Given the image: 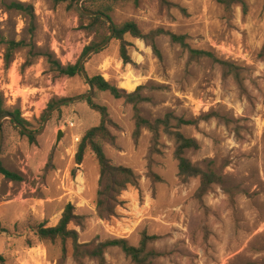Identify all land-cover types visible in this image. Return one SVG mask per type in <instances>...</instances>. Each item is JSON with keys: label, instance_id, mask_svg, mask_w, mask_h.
I'll use <instances>...</instances> for the list:
<instances>
[{"label": "rangeland", "instance_id": "1", "mask_svg": "<svg viewBox=\"0 0 264 264\" xmlns=\"http://www.w3.org/2000/svg\"><path fill=\"white\" fill-rule=\"evenodd\" d=\"M18 1L34 7L35 19L32 23L0 4V36L28 45L17 48L7 66L6 45L0 43V97L5 109L19 111L37 134L30 140L10 119L2 121L0 161L22 180L0 175V264H77L71 241L64 254L60 241H41L34 232L41 224L57 225L68 204L85 218L82 227L72 226L80 243L126 239L138 247L146 234L157 237L149 249L162 254L154 264H264V0H245L246 11L241 6L227 11L217 0H169L171 7L141 0L115 7L113 25L132 21L143 34L162 29L185 35L191 48L211 52L235 70L224 74L211 59L191 62L166 35L156 38L161 58L146 41L127 35L132 63L124 64L114 34L102 52L86 60L90 79L102 76L129 93L144 86L142 95L150 102L139 110L145 119L154 122L172 113L197 121L181 129L199 143L186 157L203 167L211 162L224 180L199 199L200 179L183 181L179 175L174 140L163 130L154 140L148 129L136 140L133 106L93 88V101L107 108L115 124L110 127L114 144H103L107 157L139 177L107 218L97 212L96 156L87 151L81 164L76 161V138L81 141L98 126L101 114L82 100L59 107L45 127L44 120L51 105L91 91L82 72L61 76L49 59L64 66L80 63L90 52L86 49L109 39L112 31L91 33L67 4ZM212 114L217 116L206 119ZM59 131L64 134L56 146ZM105 258L106 264H133L118 248L108 249Z\"/></svg>", "mask_w": 264, "mask_h": 264}, {"label": "trees", "instance_id": "2", "mask_svg": "<svg viewBox=\"0 0 264 264\" xmlns=\"http://www.w3.org/2000/svg\"><path fill=\"white\" fill-rule=\"evenodd\" d=\"M55 5L67 4L69 9H75L78 11L80 18L86 24V30L94 33L98 36L105 30L112 31V26L105 19H111V13L114 12L115 7L120 3H130L138 5L141 0H50ZM218 3L223 5L227 11H231L234 7L241 6L245 11L247 4L245 0H217ZM163 7L173 6L169 0H159ZM81 3L82 9L85 13L99 14L98 16H87L78 7ZM0 4L7 7L10 10L18 11L27 16L32 23L35 19V10L32 5L20 2L18 0H0ZM115 38L121 42L120 46V58L124 64H131L132 59L128 51L129 43L125 40L127 35H130L136 39H142L146 41L153 49L154 53L161 58L158 46L156 44V38L161 35H166L170 38L172 44L181 46L187 51L189 60L191 62H197L203 59H211L213 62L222 66L224 74L231 73L235 70L231 64L221 61L216 58L215 55L208 51L196 50L190 47L187 42L188 37L185 35H176L171 32L164 31L162 29L150 32L149 34H143L139 26L132 21L126 22L120 26H115ZM106 37H102L101 41L94 42L92 46L88 47L86 51L91 50L93 47H97L104 43ZM0 43L6 45L5 63L7 66L13 59L14 51L17 48H26L28 45L25 42L9 41L6 42L0 36ZM31 47V45H29ZM103 50H99L96 53H100ZM33 54V49L30 50V56ZM261 57L264 59V46L261 51ZM50 66L54 72H57L61 76L75 77L81 73L79 62L76 64L62 65L59 61L52 58L49 59ZM27 65H31L32 61H27ZM93 88L101 91L108 92L117 100L123 99L126 103L133 106L135 112V132L134 138L139 139L142 130L148 129L154 135V140H157L160 136L161 130L167 134L176 144V158L179 162V175L183 181H187L193 178L200 179V186L197 192L199 199H202L207 195L214 186H220L224 183L223 177L216 171L213 164L210 162L206 166L193 163L186 157V152L189 150H196L199 148V143L196 139L186 137L181 129L185 126H192L197 121L186 120L182 117H176L174 114H167L163 119H158L154 122L145 119L139 110V106L144 102H150L149 98L142 95L144 86H139L134 92L129 93L124 89L112 85L109 81L105 80L102 76H95L91 78ZM89 107L101 114V122L98 126L88 130L81 139L76 154L77 164L83 162L84 156L87 151H91L97 158L100 167V191L98 193L97 212L100 218H107L115 213L116 207L119 204V198L124 191L129 187H136L139 184V177L131 169L123 166H115L107 157L103 144H114L116 138L110 130L111 126H114L112 119L108 113L106 107L96 104L93 101V97L86 99ZM54 106L51 105L52 109ZM5 116H12L16 122L25 126L28 129L27 121L22 117L19 111L10 112L4 107L3 98L0 97V120ZM212 114L206 116V119L216 117ZM15 125L14 121L10 120ZM4 124H2L3 128ZM16 126V125H15ZM17 127V126H16ZM18 128V127H17ZM29 130V129H28ZM30 131V130H29ZM32 132V131H30ZM24 134L23 131H20ZM33 133V132H32ZM30 140H34L32 136ZM0 175L6 179L14 182L22 180V177L11 172L5 168L0 161ZM153 178L159 180V178L151 174ZM84 217L78 215L75 212V207L72 204H68L62 214V217L57 225L46 227L45 225H38L35 227V235L44 242H57L60 241L63 245L64 254L67 252L66 244L71 241L73 245V258L77 264H84V260H95L98 264H106L105 254L110 248L120 249L133 264H154V261L162 256L154 250H150V245L157 239V237H150L144 235L140 245L138 247L132 246L126 239H112L107 241H91L88 243L79 242V232L74 227H82L84 223ZM1 224V223H0Z\"/></svg>", "mask_w": 264, "mask_h": 264}, {"label": "water", "instance_id": "3", "mask_svg": "<svg viewBox=\"0 0 264 264\" xmlns=\"http://www.w3.org/2000/svg\"><path fill=\"white\" fill-rule=\"evenodd\" d=\"M79 8L80 10L87 16H98L99 14H94V13H85L82 9V5L81 3L79 4ZM109 23L110 25L112 26V32H111V36L109 37V39H107V41H105L104 43L100 44L99 46L93 48L90 50L89 53H87V55H85L82 60L80 61L79 63V67L81 69V72L83 74V76L85 77V79L87 80V82L89 83L90 87H91V91L88 93V94H85V95H81V96H78V97H74V98H70V99H65L63 101H61L60 103H58L55 107H53L49 112L48 114L46 115L45 117V120H44V127L47 125L51 115L59 108L61 107L62 105H65V104H69L71 102H78V101H82V100H86V99H89L92 94H93V85H92V82H91V79L89 78L88 76V73L85 69V62L86 60L91 56L93 55L94 53H96L98 50H101V49H104L110 42V40L112 39L113 35L115 34V28H114V25H113V22L111 20H109L108 18H105ZM4 119H10L12 121H14L15 125L21 130L23 131L26 135L28 136H33V135H36L37 133H32L30 132L25 126L21 125L19 122H16L15 118L12 117V116H5L3 117L1 120H0V154H1V146H2V139H3V131H2V121ZM63 131H59L58 135H57V142H56V146H58V144L60 143V140L61 138L63 137Z\"/></svg>", "mask_w": 264, "mask_h": 264}, {"label": "built area", "instance_id": "4", "mask_svg": "<svg viewBox=\"0 0 264 264\" xmlns=\"http://www.w3.org/2000/svg\"><path fill=\"white\" fill-rule=\"evenodd\" d=\"M69 126L71 127V128H74L75 127V124L74 123H69ZM76 142H80V137H77L76 138Z\"/></svg>", "mask_w": 264, "mask_h": 264}, {"label": "bare ground", "instance_id": "5", "mask_svg": "<svg viewBox=\"0 0 264 264\" xmlns=\"http://www.w3.org/2000/svg\"><path fill=\"white\" fill-rule=\"evenodd\" d=\"M129 82H130L129 79H128V78H125L124 83L127 84V83H129ZM134 87H135V86H134Z\"/></svg>", "mask_w": 264, "mask_h": 264}, {"label": "crops", "instance_id": "6", "mask_svg": "<svg viewBox=\"0 0 264 264\" xmlns=\"http://www.w3.org/2000/svg\"><path fill=\"white\" fill-rule=\"evenodd\" d=\"M122 84V83H121Z\"/></svg>", "mask_w": 264, "mask_h": 264}]
</instances>
